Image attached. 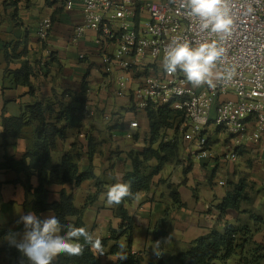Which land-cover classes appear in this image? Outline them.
Wrapping results in <instances>:
<instances>
[{"label": "crops", "instance_id": "1", "mask_svg": "<svg viewBox=\"0 0 264 264\" xmlns=\"http://www.w3.org/2000/svg\"><path fill=\"white\" fill-rule=\"evenodd\" d=\"M45 18H50L53 26L48 37L42 40L39 26ZM83 22L80 1L69 10L64 0H0V229L11 231L17 239L23 233V226L17 224V220L33 212L20 180L27 179L21 161L35 147V125H27L18 133L9 132L5 137L4 117H18L26 106L37 101L44 105L54 103L65 90L80 94L86 80L87 104L82 125L69 129L65 139L57 140L52 160L59 162L75 145V152H79V169L87 171L89 138H93L97 143L94 173L103 186L98 188L92 180H86L79 186L52 185L49 190L51 201L59 199L63 188L72 193L77 208L85 207L87 198L97 195L83 213V220L94 238L108 237L111 229L120 226L121 219L115 215V206L107 203L106 193L132 170L129 154L147 147L150 130L146 112L136 110L129 96L116 94L121 70L113 65L111 71H106L109 64L105 57L116 50V40L103 39L91 29L75 39L74 29ZM6 46L9 59L5 55ZM24 61L34 68L30 78L34 94L29 86L15 81L14 71L20 69ZM135 120L139 126L131 127ZM253 129L249 124L246 136L237 139L212 129L209 151L200 160L192 159L190 169L184 164L165 165L154 176L150 189L126 204L135 220L132 252L143 255L141 264L149 263L154 245L151 234L166 212L169 214L167 237L160 250L163 259L187 249L199 236L214 229L223 230L226 223L251 227V223H255L253 215H264V140L249 139ZM230 149L237 150L236 161L225 157ZM30 182L34 188L38 186L33 170ZM239 186L244 188L239 209L228 208L221 214L219 205ZM173 189L179 193L184 207L174 206ZM50 215L54 214L45 212L42 218ZM256 227L259 232L254 239L262 242L264 223ZM10 238H0V245ZM116 243L126 244V238ZM112 244L114 241L109 246ZM238 258L234 256L227 264H237ZM101 259L104 264H114L117 255L105 254ZM0 264H8L4 254H0Z\"/></svg>", "mask_w": 264, "mask_h": 264}, {"label": "built area", "instance_id": "2", "mask_svg": "<svg viewBox=\"0 0 264 264\" xmlns=\"http://www.w3.org/2000/svg\"><path fill=\"white\" fill-rule=\"evenodd\" d=\"M64 1L69 10L77 1L82 4L84 22L75 27V39L91 29L103 39L116 40L117 48L105 62L109 64L106 71L113 65L121 70L117 95L129 96L138 111L169 106L182 112L185 165L209 151L212 129L237 139L245 137L252 124L249 139L264 140V0H228L233 25L224 38L201 31L199 19L189 17V10L180 7L182 0ZM52 25L50 18L43 19L39 26L42 40ZM174 38L188 40L194 47L215 40L226 49L213 69L224 74L214 79L215 87H193L179 70L173 75L165 73V49ZM138 126L137 120L131 122V127ZM225 157L236 161L238 152L230 149Z\"/></svg>", "mask_w": 264, "mask_h": 264}, {"label": "trees", "instance_id": "3", "mask_svg": "<svg viewBox=\"0 0 264 264\" xmlns=\"http://www.w3.org/2000/svg\"><path fill=\"white\" fill-rule=\"evenodd\" d=\"M5 55L9 59L8 47H5ZM34 74L33 66L24 61L20 69L14 71L15 81L29 86L34 94V87L30 81ZM87 82L83 81L82 92L76 94L70 90L63 91L54 103L44 105L40 101L26 106L24 112L18 117L3 118V136L9 132L18 133L25 126L35 125V147L28 151L22 161V170L26 174L25 181L20 180L26 190V202H29L32 211L41 216L45 212H52L60 221V234L67 231V225L85 227L90 233L84 220V209L93 203L97 195L89 196L85 207L77 208L74 203V195L67 193L63 188L59 192V199L50 200L49 187L52 185L64 186L66 184L81 185L86 180H92L98 188L103 182L94 173L93 158L96 152L97 143L89 138L88 158L90 166L87 171L81 172L78 165L79 152H75V145L65 153L59 162L52 160V150L58 139H65L68 130L79 128L86 111L87 104ZM149 123V137L146 139L147 147L142 151H132L129 158L132 170L125 173L122 181L130 185L131 196L125 197L119 205L115 206V215L121 219L117 229H111L108 237L100 238L106 254L116 255L119 252L117 243L122 237L126 238V252L128 258L124 261L116 260L114 264H141L144 257L141 253L132 252V244L135 230V220L126 208V204L134 200L139 193L148 191L153 183L154 176L158 175L167 164H184V141L180 131V125L184 121L181 111L173 110L169 106L148 107L145 111ZM118 127V125L116 126ZM123 128V126H119ZM220 131V130H217ZM29 159V161H27ZM192 162L184 164L190 169ZM35 171L38 177V186L33 187L30 182V171ZM244 188L237 187L234 193H228L219 205L221 214L228 208L239 209L240 199L244 198ZM173 204L182 208L185 204L181 201L180 195L175 189L171 191ZM107 198V197H106ZM169 214L165 213L154 232L153 241H164L167 237L166 223ZM256 226L264 223L260 215H253ZM23 226V225H22ZM248 224L226 223L223 230L214 229L211 232L199 236L192 241L190 246L167 259L162 256L157 258L151 254L148 264H227L228 260L238 256L237 264H264V240L258 242L254 239L256 233ZM93 234V233H92ZM15 236L7 229H0V238ZM114 244L109 246V243ZM80 242L84 243L83 238ZM162 247H160V250ZM0 254H4L8 264H29L26 258L14 248L9 246V241L0 245ZM53 264H104L101 256L96 257L85 246L83 254L71 256L60 254L53 261Z\"/></svg>", "mask_w": 264, "mask_h": 264}, {"label": "clouds", "instance_id": "4", "mask_svg": "<svg viewBox=\"0 0 264 264\" xmlns=\"http://www.w3.org/2000/svg\"><path fill=\"white\" fill-rule=\"evenodd\" d=\"M227 4L228 0H182L180 7L189 10V17L199 19L201 31H210L224 38L231 33L233 25ZM225 52L226 49L219 46L215 40L194 47L188 40L181 42L180 38H174L165 49L163 68L167 75L181 71L193 87L203 84L215 87L214 79L220 80L224 74L214 72L213 69ZM226 79L230 80L231 75ZM131 195L129 184L116 183L106 193L107 203L119 205L125 197ZM17 224L23 225V233L19 239L11 237L9 246L14 247L29 264H53L54 259L62 253L80 256L86 245L90 246L96 257L106 254L101 239L94 238L85 227L69 224L65 234H58L60 221L54 215L41 218L34 212H29L21 215ZM80 238H83L84 243L80 242ZM117 246V259L126 260V245L118 243ZM152 249L154 255L159 258L162 254L160 241L154 242Z\"/></svg>", "mask_w": 264, "mask_h": 264}, {"label": "rangeland", "instance_id": "5", "mask_svg": "<svg viewBox=\"0 0 264 264\" xmlns=\"http://www.w3.org/2000/svg\"><path fill=\"white\" fill-rule=\"evenodd\" d=\"M52 26H53V25H52ZM124 112H125V111H124ZM115 151H117V149H116ZM260 216L263 217L264 215H260ZM251 229H252V230H256V229H257L256 224L253 223V222L251 223ZM259 236H260V235H259ZM151 237H152V241H153V234H151ZM254 237H255V236H254ZM153 243H154V242H153ZM162 244H163V242L160 241V247L163 246Z\"/></svg>", "mask_w": 264, "mask_h": 264}]
</instances>
